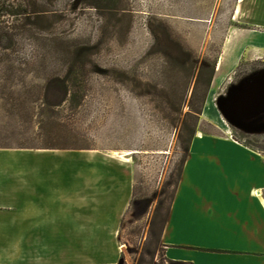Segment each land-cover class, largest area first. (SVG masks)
I'll use <instances>...</instances> for the list:
<instances>
[{
	"label": "rangeland",
	"instance_id": "rangeland-1",
	"mask_svg": "<svg viewBox=\"0 0 264 264\" xmlns=\"http://www.w3.org/2000/svg\"><path fill=\"white\" fill-rule=\"evenodd\" d=\"M36 4L45 16L29 28L10 13L19 5L29 12L25 0L0 3L6 25L0 43L9 47L0 46L1 160L23 162L26 154L44 150L122 157L130 165L133 196L118 235L119 264H180L165 256L159 240L192 138L221 133L190 107L202 106L211 70L234 27L235 0ZM256 74H264V58L242 61L218 102L223 130L264 156V114L239 121L227 110ZM28 203L18 205L17 233L0 232V264L36 261L41 252L45 258L62 251L66 260L80 256L79 235L26 234L31 223L24 224L25 213L33 223L40 220Z\"/></svg>",
	"mask_w": 264,
	"mask_h": 264
},
{
	"label": "crops",
	"instance_id": "crops-1",
	"mask_svg": "<svg viewBox=\"0 0 264 264\" xmlns=\"http://www.w3.org/2000/svg\"><path fill=\"white\" fill-rule=\"evenodd\" d=\"M231 21L201 116L221 133L192 139L159 240L176 262L264 264V156L223 130L218 106L240 63L264 58V0H235ZM26 155L18 162L0 154V232L17 233L24 200L40 218L34 227L25 213L26 234L79 235L83 252L68 260L63 251L41 252L25 264H119L118 235L133 196L129 162L95 151Z\"/></svg>",
	"mask_w": 264,
	"mask_h": 264
},
{
	"label": "trees",
	"instance_id": "trees-1",
	"mask_svg": "<svg viewBox=\"0 0 264 264\" xmlns=\"http://www.w3.org/2000/svg\"><path fill=\"white\" fill-rule=\"evenodd\" d=\"M1 1L2 0H0V3H1ZM25 1H26V6H27L29 12L26 11L27 9L26 10L22 9V6L19 5V6H15V8L12 7V9L10 10V13H11L12 16H15V19H16L15 21L16 22L17 21H22V23H25L24 26L31 28V26L35 25V21L36 20L44 18L45 15H43V12H46V10L42 11L41 9H38L39 6L36 4V0H25ZM31 17H34V21L32 20ZM0 18H1V16H0ZM20 19H22V20H20ZM17 27L18 28H16V29H20L21 28V29L26 30V28H24V27H22L20 25H18ZM4 28H6V25L3 24V21L2 22L0 21V42H1V39L3 37H6V33H4V31H3ZM12 36H10V35L7 36V41L9 42V44L13 43ZM0 46H2L1 43H0ZM1 49L4 50V51L5 50H9V47L2 46ZM214 72H215V66L212 68L211 74H210V76L208 78L207 87H206V89L204 91V94H203V102H202L201 108L195 109L193 104L190 107L191 111L195 112L196 114H199V115L202 114V110H203V107H204V104H205V101H206V98H207V94H208V91H209V88H210V85H211V82H212V78L214 76ZM196 90H197V87L195 88V91L193 93V97L196 95ZM193 135H194V132H193ZM245 146H247V145H245ZM247 147H249V146H247ZM254 150L259 152V149H254ZM180 264H191V263L180 262Z\"/></svg>",
	"mask_w": 264,
	"mask_h": 264
},
{
	"label": "water",
	"instance_id": "water-1",
	"mask_svg": "<svg viewBox=\"0 0 264 264\" xmlns=\"http://www.w3.org/2000/svg\"><path fill=\"white\" fill-rule=\"evenodd\" d=\"M260 80L264 81V74H256L254 77L247 79L241 86V88L239 89V92L231 99V101L228 103L227 106V110L229 112V115L239 121H248V120H253L256 119L258 117H260L261 115L264 114V90L261 91V93L258 95H256L258 98L261 99L262 97V101L261 103H259L257 105V107L253 110V111H248L246 106L247 105H243L238 107L236 105V101L239 99V97L244 94V92L249 88V87H257L258 83ZM256 97V98H257ZM254 102H258L257 99H252L250 101H246V103L248 105H251ZM251 103V104H250ZM218 106L219 109L221 111L222 106L220 104V102H218ZM238 108V109H237ZM240 108V109H239Z\"/></svg>",
	"mask_w": 264,
	"mask_h": 264
},
{
	"label": "bare ground",
	"instance_id": "bare-ground-1",
	"mask_svg": "<svg viewBox=\"0 0 264 264\" xmlns=\"http://www.w3.org/2000/svg\"><path fill=\"white\" fill-rule=\"evenodd\" d=\"M264 90V81L263 80H260L259 81V83H258V85H257V87L255 86H253V87H249L245 92H244V94H242L240 97H239V99L236 101V105L238 106V107H240V106H243V105H247L246 106V108H247V110L248 111H253L256 107H257V105L259 104V103H261V101H262V97H261V99L260 98H258L259 97V94L261 93V91H263ZM256 95H258V97L256 96ZM257 97V98H256ZM252 99H257V103L256 102H254V103H250L251 105H248L247 103H246V101H250V100H252ZM238 109V108H237ZM240 109V108H239Z\"/></svg>",
	"mask_w": 264,
	"mask_h": 264
}]
</instances>
